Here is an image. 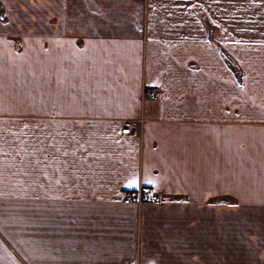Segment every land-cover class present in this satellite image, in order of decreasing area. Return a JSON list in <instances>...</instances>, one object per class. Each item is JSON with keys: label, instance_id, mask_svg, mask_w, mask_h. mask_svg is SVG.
<instances>
[{"label": "crops", "instance_id": "obj_1", "mask_svg": "<svg viewBox=\"0 0 264 264\" xmlns=\"http://www.w3.org/2000/svg\"><path fill=\"white\" fill-rule=\"evenodd\" d=\"M67 6L0 0V264H264V0Z\"/></svg>", "mask_w": 264, "mask_h": 264}, {"label": "rangeland", "instance_id": "obj_2", "mask_svg": "<svg viewBox=\"0 0 264 264\" xmlns=\"http://www.w3.org/2000/svg\"><path fill=\"white\" fill-rule=\"evenodd\" d=\"M86 0H68L67 23L76 25L80 33L124 32L127 24H136L139 18L137 7H132V12L119 14V9L114 6H101L103 9L85 7ZM0 13L3 14L0 8ZM125 27V28H124ZM118 30V31H117Z\"/></svg>", "mask_w": 264, "mask_h": 264}, {"label": "built area", "instance_id": "obj_3", "mask_svg": "<svg viewBox=\"0 0 264 264\" xmlns=\"http://www.w3.org/2000/svg\"><path fill=\"white\" fill-rule=\"evenodd\" d=\"M151 96L156 99L158 97V94L157 92L152 91ZM140 122L141 121L137 122L132 120H124L121 127V133H136L140 126ZM158 199L159 195L151 187L139 185L135 189L125 193L123 197V202L140 204L144 201H156ZM129 264H139V262L136 260Z\"/></svg>", "mask_w": 264, "mask_h": 264}, {"label": "water", "instance_id": "obj_4", "mask_svg": "<svg viewBox=\"0 0 264 264\" xmlns=\"http://www.w3.org/2000/svg\"><path fill=\"white\" fill-rule=\"evenodd\" d=\"M2 16H3V14H2V13H0V18H2Z\"/></svg>", "mask_w": 264, "mask_h": 264}, {"label": "snow or ice", "instance_id": "obj_5", "mask_svg": "<svg viewBox=\"0 0 264 264\" xmlns=\"http://www.w3.org/2000/svg\"><path fill=\"white\" fill-rule=\"evenodd\" d=\"M130 186H132V185H130Z\"/></svg>", "mask_w": 264, "mask_h": 264}]
</instances>
